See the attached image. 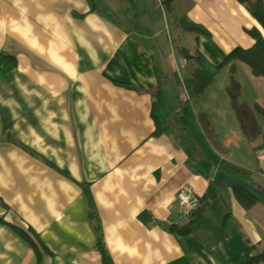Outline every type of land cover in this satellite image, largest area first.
<instances>
[{
	"label": "crops",
	"instance_id": "obj_1",
	"mask_svg": "<svg viewBox=\"0 0 264 264\" xmlns=\"http://www.w3.org/2000/svg\"><path fill=\"white\" fill-rule=\"evenodd\" d=\"M252 28L264 38L237 0H0V54L14 58L0 68V264H103L89 208L109 264H239L245 245L264 248L262 139L241 135L228 83L213 87ZM235 65L239 101L264 108V78ZM196 67L212 81L197 96ZM183 185L199 208L173 226ZM14 228L34 232L38 257Z\"/></svg>",
	"mask_w": 264,
	"mask_h": 264
},
{
	"label": "trees",
	"instance_id": "obj_2",
	"mask_svg": "<svg viewBox=\"0 0 264 264\" xmlns=\"http://www.w3.org/2000/svg\"><path fill=\"white\" fill-rule=\"evenodd\" d=\"M172 0H166V3L171 2ZM240 4H242L247 12L253 17V19L260 25L261 29L264 31V0H237ZM180 27L190 33L201 34L204 37L209 36V34L202 29L201 27L190 26L187 23L180 25ZM253 39V44L246 49L235 48L232 51H229L227 55H225L218 65H215L214 70L218 71L221 68L227 67L229 77L228 85L225 87V94L228 98L229 105L231 111L233 112V117L238 125V130L241 135L248 141H254L258 138H261L262 141L259 145L255 146L253 150H257L260 148H264V132L260 129V126L257 123L256 116H259L264 121V108L263 106H259L257 103H253L251 106L246 105L239 101L240 96V85L234 78L236 63H242L246 65L250 75L256 78H264V38H262L261 33L255 28H252L246 32ZM178 53L185 60H193L198 57L197 53L194 55L189 54L186 49L180 48ZM198 59H201L198 57ZM202 60V59H201ZM7 63H14V58L11 55L0 54V68ZM211 77L205 74L199 68H194L190 74V84L192 87L193 95L197 96L203 91L211 82ZM197 121L203 132L205 138L210 142V144L217 149L218 151H223L220 144H218L217 136L214 131H212V127L206 118L204 113H198L196 115ZM154 123L157 129H162L161 124L156 121L153 116ZM83 190L86 192L85 185H81ZM234 195L246 206L255 202V199L244 189V187L240 185H235L233 187ZM88 217L93 224L94 231L97 237L96 246L101 252L102 263L109 264L108 258L103 252L104 250L101 248V232L100 228L97 224L96 214L89 208ZM139 218L145 220V215H139ZM195 220L189 221L186 225H183L181 228L176 229L171 227V231L178 232L180 234H187L192 226L194 225ZM17 233L29 246L32 251H34L35 255L38 257V248L36 244H39V240L37 236L31 229H28L27 232L22 231L21 229L14 228L12 229ZM31 236V237H30ZM242 261L239 264H255V263H263L264 264V248L261 250H257V248L251 244L245 245L243 250Z\"/></svg>",
	"mask_w": 264,
	"mask_h": 264
},
{
	"label": "built area",
	"instance_id": "obj_3",
	"mask_svg": "<svg viewBox=\"0 0 264 264\" xmlns=\"http://www.w3.org/2000/svg\"><path fill=\"white\" fill-rule=\"evenodd\" d=\"M198 208L199 201L192 187L189 185L181 186L171 203V209L174 213L172 225L177 226L179 222L188 221L197 212Z\"/></svg>",
	"mask_w": 264,
	"mask_h": 264
},
{
	"label": "rangeland",
	"instance_id": "obj_4",
	"mask_svg": "<svg viewBox=\"0 0 264 264\" xmlns=\"http://www.w3.org/2000/svg\"><path fill=\"white\" fill-rule=\"evenodd\" d=\"M241 65H242V63H241ZM223 68H221V69H219L218 71H216L217 73H218V75L214 78L215 79V83L213 84V87H214V89L215 88H218V84H220L221 83V81L222 82H225L226 81V83L225 84H227L228 83V78L227 77H229V73H228V69H227V72H226V70H222ZM246 69V68H245ZM240 73V75H239V77L238 78H240L241 80H242V74H241V71L239 72ZM234 78H235V74H234ZM213 80V79H212ZM212 83V81L210 82V84ZM244 94L245 95H247V96H250V90L248 89V87L245 85V87H244ZM246 97V96H245ZM246 98H248V97H246ZM248 102H250V101H248ZM170 220H172V218L170 219Z\"/></svg>",
	"mask_w": 264,
	"mask_h": 264
}]
</instances>
